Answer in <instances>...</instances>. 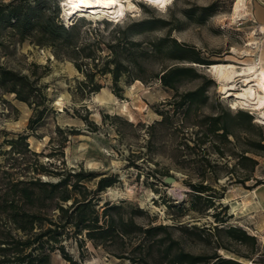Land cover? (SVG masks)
<instances>
[{
	"label": "rangeland",
	"instance_id": "rangeland-1",
	"mask_svg": "<svg viewBox=\"0 0 264 264\" xmlns=\"http://www.w3.org/2000/svg\"><path fill=\"white\" fill-rule=\"evenodd\" d=\"M120 1L122 9L115 18L101 11L71 12L66 0H51V3H58V17L65 24L75 21L79 24L80 41L98 39L100 53L107 50L104 42L109 38L114 22L152 13L170 18V25H180V28L171 30V35L194 45L205 58L214 63L235 64L239 66V72L246 69L247 76H236L237 88L246 85L244 79L262 82L260 76L256 77L255 64L260 57L264 58L261 55L264 34L260 32L252 10V5L262 3V0H246L245 11L240 15L234 13L237 0H171L165 7L149 0H132V7L128 2ZM213 1L216 10L201 23L195 21V16L188 17L182 11ZM76 15L85 18L77 20ZM102 18L111 19L112 23H104ZM166 30L155 29L136 37H152ZM0 40V61L3 64L23 72H29L33 62L40 64L37 71L44 72L41 81L47 83L48 96L55 109L47 111L45 121L35 130L36 134L29 136L30 146L43 153L50 151L55 143L50 137L57 134V125L79 131L68 136L62 154L53 158L43 155L41 159L58 162L63 158L69 166L117 173L119 180L101 193L103 198L137 203L146 209V214L136 217L138 221L168 224L172 237L177 238L185 250L210 253L217 249L222 256L238 259L239 256L232 251L215 248L213 226L219 222L212 213L218 212L219 217L225 219L219 226L238 225L256 237L259 250L252 256L257 261L247 257L238 260L243 264H264V149L254 148V140L260 138L264 142V123L258 121L264 107H233L235 97L223 91L210 68L200 66L206 79L213 81L208 88L209 98L207 103L197 106L188 118H184L179 112L173 113L168 103L174 90L163 87L156 79L146 82L135 79L130 83L120 79L123 89L122 95L118 96L111 90V75L105 73L97 76L103 88L87 93L77 87L83 74L70 58L55 56L53 46L38 44L34 35L19 39L11 28L1 30ZM199 81L185 80L179 84V90L192 88ZM223 108L232 113L238 110L249 112L255 127L248 126L245 120H234L229 140L223 142L216 138L223 153L214 150L209 141L192 146L196 139L197 126L193 124L196 119L204 114H216ZM160 111H168L170 119L159 122ZM31 112L28 103L17 99L13 93L0 94V131H24ZM241 153L257 159L253 171L249 170L250 162L246 160L242 161L243 166L238 164ZM205 157L214 164L213 170L204 166ZM166 175H173L175 179L164 183L162 180ZM255 179L262 182L253 185ZM200 180L211 183L215 189V195H218L215 207H208L206 194L193 202V192L187 181ZM220 234L225 239V233ZM230 244L243 251L248 247L244 243ZM86 246L87 256L73 264L128 263L127 257L117 256L109 250L113 248L111 246H94L89 241ZM71 249L76 253L73 247ZM51 260L53 264H69L58 252L52 254Z\"/></svg>",
	"mask_w": 264,
	"mask_h": 264
},
{
	"label": "trees",
	"instance_id": "trees-1",
	"mask_svg": "<svg viewBox=\"0 0 264 264\" xmlns=\"http://www.w3.org/2000/svg\"><path fill=\"white\" fill-rule=\"evenodd\" d=\"M215 6L213 1L182 11L201 23L216 10ZM58 8V3L52 4L51 0L0 2V35L2 29L11 28L19 39L34 35L38 44L53 46L55 56L70 58L83 74L77 87L87 93L98 91L102 84L97 76L109 73L111 90L118 96L123 89L120 79L129 83L135 79L158 80L163 87L174 90L168 103L173 113L179 112L184 118L197 106L207 103L208 88L213 81L206 79L200 66L215 63L194 45L172 36L171 30L180 25H170V18L147 13L114 22L104 42L107 50L100 53L98 39L80 41L79 24L76 21L65 24L58 17ZM75 18L83 20L85 17L76 15ZM102 21L112 23L107 18ZM160 28L167 30L152 37H136ZM39 66L33 62L29 72H23L0 61V94L13 93L32 108L24 131H0V264H53L54 252L73 264L87 256L88 241L94 246L113 247L109 250L127 257V264H243L238 260L242 257L257 261L252 256L259 250L255 235L238 225L219 226L225 219L219 217L218 212L212 213L219 222L213 226L215 248L232 251L238 259L222 256L217 249L210 253L185 250L179 240L172 237L168 224L138 221L136 217L146 214V209L137 203L103 198L101 193L119 180L117 173L69 166L63 158L58 162L41 159L43 155L53 158L62 154L68 136L79 131L57 125V134L50 137L51 141L55 140L50 151L43 153L30 146L29 136L36 134L47 111H55L47 83L41 81L44 72L37 71ZM194 79L200 80L194 87L179 90L180 83ZM160 114L159 122L170 119L168 111H160ZM234 120H245L248 126L255 127L249 112L232 113L223 108L216 114L208 113L196 119L193 123L197 126L196 139L192 146L209 141L214 150L223 153L216 138L228 141ZM254 148L264 149L262 139L254 140ZM204 160V166L213 170L211 160L208 157ZM243 160L250 162L249 170L253 171L257 159L241 153L238 164L243 166ZM261 182L255 179L253 185ZM187 184L193 192V202L206 194L208 207H215L218 195L211 183L200 180L187 181ZM220 232L225 233V239ZM199 236H203L202 233ZM230 242L244 243L248 247L243 251Z\"/></svg>",
	"mask_w": 264,
	"mask_h": 264
},
{
	"label": "bare ground",
	"instance_id": "bare-ground-1",
	"mask_svg": "<svg viewBox=\"0 0 264 264\" xmlns=\"http://www.w3.org/2000/svg\"><path fill=\"white\" fill-rule=\"evenodd\" d=\"M70 6L69 10H81L89 13H97L98 11L104 12L109 16L117 17L122 9L120 0H66ZM128 2V6L132 7V0H124ZM169 2L164 0L163 6L165 7ZM246 0H237L234 8L235 15H240L245 11ZM239 67V66H238ZM238 67L235 64L229 63H215L211 66L210 72L216 77L221 84V88L228 95L235 97L233 107H251V108H263L264 107V82L260 81H247L246 85L242 88H237L235 85L236 76H247L246 69L243 72L238 71ZM264 68V67H263ZM253 69V68H252ZM251 70V69H250ZM253 72V71H252ZM251 73V72H250ZM249 73V74H250ZM264 80L263 73H257L256 77ZM243 78V77H242ZM262 81V80H261ZM252 82V83H251ZM258 121L264 123V111L259 116Z\"/></svg>",
	"mask_w": 264,
	"mask_h": 264
},
{
	"label": "crops",
	"instance_id": "crops-1",
	"mask_svg": "<svg viewBox=\"0 0 264 264\" xmlns=\"http://www.w3.org/2000/svg\"><path fill=\"white\" fill-rule=\"evenodd\" d=\"M253 15L256 18V20L259 22V30L264 34V0H262V3H254L252 5ZM261 55L264 56V47L262 48ZM256 65V70L258 73L264 74V58L259 59V62ZM264 80L262 79L263 83Z\"/></svg>",
	"mask_w": 264,
	"mask_h": 264
},
{
	"label": "snow or ice",
	"instance_id": "snow-or-ice-1",
	"mask_svg": "<svg viewBox=\"0 0 264 264\" xmlns=\"http://www.w3.org/2000/svg\"><path fill=\"white\" fill-rule=\"evenodd\" d=\"M150 3L159 4L161 7H163L164 0H149ZM167 2H171V0H167ZM122 14V13H121Z\"/></svg>",
	"mask_w": 264,
	"mask_h": 264
},
{
	"label": "water",
	"instance_id": "water-1",
	"mask_svg": "<svg viewBox=\"0 0 264 264\" xmlns=\"http://www.w3.org/2000/svg\"><path fill=\"white\" fill-rule=\"evenodd\" d=\"M202 66H204V65H202ZM206 67L209 68V66H206ZM174 179H175V177H174L173 175H166V176H164V181H165V182H171V181H173Z\"/></svg>",
	"mask_w": 264,
	"mask_h": 264
}]
</instances>
